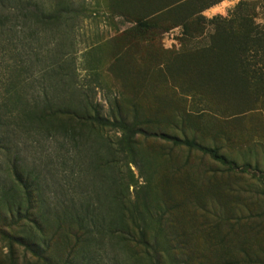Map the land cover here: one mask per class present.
<instances>
[{"label":"rangeland","instance_id":"rangeland-1","mask_svg":"<svg viewBox=\"0 0 264 264\" xmlns=\"http://www.w3.org/2000/svg\"><path fill=\"white\" fill-rule=\"evenodd\" d=\"M26 1L45 9L66 6L67 22L53 24L46 47L53 62L60 58L73 70V82L99 104L101 115H111L117 102L130 117L137 115L142 128L195 138L234 162L228 168L159 135L137 138L146 161L142 172L150 176L149 195L159 201L162 183L171 205L162 264H264V0ZM22 31L30 34L28 28ZM225 41L236 51L240 76L229 52L200 55ZM0 44L3 60L4 41ZM33 66L34 72L43 67L42 62ZM36 78L30 93L40 95L43 81ZM4 80L0 65V93ZM103 135L114 143L119 133L107 128ZM34 137L24 134L7 156L0 145V185L11 186L6 169L19 151L21 163L48 185L53 207L56 146L53 139ZM116 162L127 180L128 164ZM130 169L136 184L127 196L133 198L144 182L137 166ZM76 234L68 224L53 228L44 259L0 237V264H88L78 251L69 252ZM98 242L90 264H144L143 250L115 231Z\"/></svg>","mask_w":264,"mask_h":264},{"label":"trees","instance_id":"trees-1","mask_svg":"<svg viewBox=\"0 0 264 264\" xmlns=\"http://www.w3.org/2000/svg\"><path fill=\"white\" fill-rule=\"evenodd\" d=\"M65 7L58 4L45 9L26 0H0V43L5 44L1 49L5 59H0L5 78V88L0 93L3 155H9L24 134L43 141L53 139L56 146L53 207L46 197L48 185L44 187L40 175L21 163L19 151L14 152L6 169L11 186L4 189L0 185V224L7 227L0 228V237L9 246L16 243L32 256L43 258L50 250L48 241L53 237V228L60 231L68 224L77 232L70 254L78 251L90 264L93 244L99 243L105 232L115 231L121 240H128L143 250L144 264H162L160 253L168 251L165 214L171 205L162 183L159 201L154 202L149 195L150 176L142 172L146 161L137 138L159 135L174 147L208 155L228 168H233L234 162L217 148L203 145L195 138L157 134L142 128L137 115L130 117L117 102L111 115H101L99 104L88 99L85 91L73 82V70L60 64V58L53 62L47 50L46 41L53 33V24L67 22ZM24 28H28L29 35H22ZM244 34L243 41H246L248 35ZM225 37L232 40L231 35ZM220 47L201 50L200 55L212 57L229 52L240 76L236 51L226 41ZM39 62L43 67L34 72L33 64ZM34 76L43 81L40 95L30 93L37 84L35 80H39ZM107 128L119 133L116 142L103 138ZM117 158L128 164L127 180L120 176ZM130 164L138 167L144 182L135 187L133 198L127 196L129 188L136 184ZM30 224H34L36 233Z\"/></svg>","mask_w":264,"mask_h":264}]
</instances>
